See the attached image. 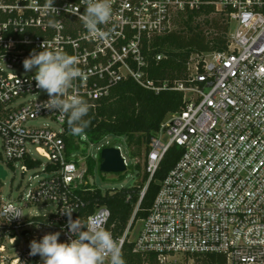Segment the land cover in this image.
Here are the masks:
<instances>
[{"label": "built area", "instance_id": "2783aa9c", "mask_svg": "<svg viewBox=\"0 0 264 264\" xmlns=\"http://www.w3.org/2000/svg\"><path fill=\"white\" fill-rule=\"evenodd\" d=\"M109 2V20L93 33L80 19V0H54L59 15L49 0H0V166L7 173L0 178V264H42L39 255H29L28 238L39 240L63 226L60 240H67L63 208L75 210L73 219L94 220L107 230L111 219L104 206L88 213L83 195L97 189L88 166L96 162L89 157L83 163L76 151L83 138L99 153L114 147L108 136L93 143L82 134L77 148L69 149L66 119L60 122L57 112L43 107L48 94L37 87L35 70L23 67L33 49L44 50L42 44L74 57L81 74L69 94L91 108L124 81L156 94H183V109L152 137L145 172L152 180L174 146L182 156L161 182L148 217L135 225L133 218L121 237L111 232L122 253L134 244L133 253L146 257L143 264H203L212 255L225 264H264V0ZM209 8L214 12L204 17L214 14L228 24V50L193 55L190 84L150 79L149 44L177 31L182 16ZM116 149L128 168L123 149ZM19 163L23 175L33 176L26 192L13 197L4 188L9 168ZM8 204L21 217L6 212ZM42 206L55 209L33 213Z\"/></svg>", "mask_w": 264, "mask_h": 264}, {"label": "trees", "instance_id": "16d2710c", "mask_svg": "<svg viewBox=\"0 0 264 264\" xmlns=\"http://www.w3.org/2000/svg\"><path fill=\"white\" fill-rule=\"evenodd\" d=\"M213 12V8L190 12L179 19L177 31L156 38L149 44L146 55L150 79L158 84L168 82L172 85L176 81L190 84L188 63L193 55L228 50L226 20L221 17L206 18L202 22L198 20L203 13L210 15ZM160 55L162 59L158 60ZM183 107V94L180 92L166 90L156 94L133 81H124L115 86L110 96L98 101L95 108L89 107L88 116L85 117L89 123L83 134L93 143L100 142L106 136L126 139L128 152L132 157L144 150L147 159L152 137L170 114L181 111ZM67 131L69 137L66 143L69 149L77 148L75 139L78 136L71 133L68 125ZM133 148L136 153L131 151ZM182 153L177 146L171 148L152 180L144 172L141 183L130 189L115 193L96 189L86 193L83 196L90 202L88 213H92L97 205L107 207L111 211L108 231L116 238L121 237L133 218L135 225L148 217L161 182L175 167ZM88 166L92 173L95 163L89 161ZM136 168L140 173L141 167L137 165ZM143 192L145 194L142 197ZM133 248L134 244L124 247L122 257L125 264H143L146 257L134 254ZM149 258L154 261L156 256L151 254ZM203 264H225V259L212 255Z\"/></svg>", "mask_w": 264, "mask_h": 264}, {"label": "clouds", "instance_id": "9594fccd", "mask_svg": "<svg viewBox=\"0 0 264 264\" xmlns=\"http://www.w3.org/2000/svg\"><path fill=\"white\" fill-rule=\"evenodd\" d=\"M54 0H49L53 13L59 15L53 7ZM85 6L80 19L86 29L95 33L98 25L106 23L112 9L109 0H80ZM55 27H60L59 21H50ZM42 51H31L29 57L23 60L26 71L35 70L34 80L39 89L45 90L49 99L43 107L59 114L60 122L69 126L74 136L84 133L89 121L85 119L89 113V104L86 100L75 94H69L74 81L80 76V70L75 67L74 57L68 55L60 48L49 50L44 44ZM5 211L12 212L13 218L21 217L19 210L11 204L5 206ZM75 211L72 207L60 210L61 215L67 217V232L69 238L60 240V231L44 234L39 240L33 239L29 244V255H39L42 264H125L121 247L110 231L93 221H83L79 217L72 218Z\"/></svg>", "mask_w": 264, "mask_h": 264}, {"label": "rangeland", "instance_id": "374dc122", "mask_svg": "<svg viewBox=\"0 0 264 264\" xmlns=\"http://www.w3.org/2000/svg\"><path fill=\"white\" fill-rule=\"evenodd\" d=\"M206 18L216 19L218 18V16L214 14L211 15L210 17L202 16L198 20L202 22ZM40 124H42V122L41 123L38 122L35 125H40ZM53 127L58 129L57 125H53ZM110 142L114 148L120 147L123 149V153L126 156V159L129 163V167L127 168L126 172L117 173V174L102 172L100 170V165L102 163L101 153H99L96 150V148L92 146L89 141H87V139L84 138L82 139L79 148L76 151V154L83 163H85L86 159H88L89 157L95 159L96 167L91 175L92 177L91 182L94 183V186L103 192L109 191L111 193H115L123 189H130L135 185L141 183L142 176L145 172V163H146V155L144 150L141 152V154L132 157L128 152L126 139L110 137ZM131 151L134 153L137 152L135 148H133ZM137 165L141 167L140 173L136 168ZM21 166L22 164L19 163L15 170L9 168L10 175L5 184V188H4L5 194L7 195L10 194L13 197H17L23 194L24 192H26L29 178L33 176V172L23 175L21 172ZM54 209L55 208L53 206L49 208L42 206L37 208L36 212L33 213H38V215H44L53 211ZM138 229H139V224L136 225L135 231L133 232L134 237L136 236V232ZM33 231H36L37 234L40 235L43 233L42 230H39L37 228H34ZM28 240L32 241L33 237L30 236Z\"/></svg>", "mask_w": 264, "mask_h": 264}, {"label": "water", "instance_id": "95a60500", "mask_svg": "<svg viewBox=\"0 0 264 264\" xmlns=\"http://www.w3.org/2000/svg\"><path fill=\"white\" fill-rule=\"evenodd\" d=\"M101 160L102 163L100 165V170L104 173L117 174V173L126 172L127 170L124 159L119 149L116 148L104 149L101 153ZM6 175L7 173L3 170V167L0 166V178H5ZM146 189L147 187L145 188V190Z\"/></svg>", "mask_w": 264, "mask_h": 264}]
</instances>
